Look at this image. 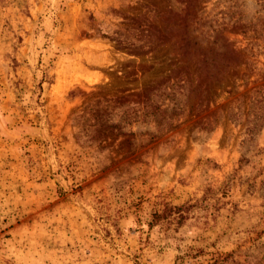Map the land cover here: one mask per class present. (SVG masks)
Masks as SVG:
<instances>
[{"label":"rangeland","instance_id":"obj_1","mask_svg":"<svg viewBox=\"0 0 264 264\" xmlns=\"http://www.w3.org/2000/svg\"><path fill=\"white\" fill-rule=\"evenodd\" d=\"M263 174L264 0H0V264H264Z\"/></svg>","mask_w":264,"mask_h":264},{"label":"trees","instance_id":"obj_2","mask_svg":"<svg viewBox=\"0 0 264 264\" xmlns=\"http://www.w3.org/2000/svg\"><path fill=\"white\" fill-rule=\"evenodd\" d=\"M259 119L260 117L258 116H254L253 118H251V120H249V123L247 125V127L245 128V133H246V137L244 140H242V146H243V151H249L250 150V146H253L252 142H253V136L255 133V130L257 129V126L259 125ZM241 161H245L246 158L241 156ZM255 184V180L252 178V181L249 182V186H253ZM259 187L260 189L264 190V174H263V178L259 180ZM170 207L169 206H164L163 210H161V212L163 213L165 210H169ZM153 218H160L161 217V213L160 212H154L152 214Z\"/></svg>","mask_w":264,"mask_h":264}]
</instances>
